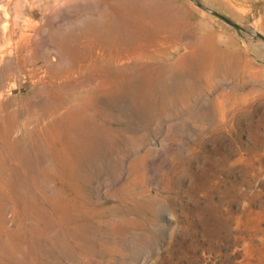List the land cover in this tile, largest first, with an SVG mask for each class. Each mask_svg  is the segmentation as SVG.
<instances>
[{
    "label": "rangeland",
    "instance_id": "obj_1",
    "mask_svg": "<svg viewBox=\"0 0 264 264\" xmlns=\"http://www.w3.org/2000/svg\"><path fill=\"white\" fill-rule=\"evenodd\" d=\"M0 264H264V0H0Z\"/></svg>",
    "mask_w": 264,
    "mask_h": 264
}]
</instances>
